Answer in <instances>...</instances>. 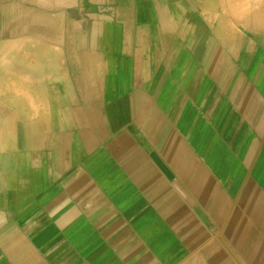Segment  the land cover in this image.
<instances>
[{"label":"crops","instance_id":"crops-1","mask_svg":"<svg viewBox=\"0 0 264 264\" xmlns=\"http://www.w3.org/2000/svg\"><path fill=\"white\" fill-rule=\"evenodd\" d=\"M15 110L0 264H264V0H0Z\"/></svg>","mask_w":264,"mask_h":264},{"label":"rangeland","instance_id":"rangeland-1","mask_svg":"<svg viewBox=\"0 0 264 264\" xmlns=\"http://www.w3.org/2000/svg\"><path fill=\"white\" fill-rule=\"evenodd\" d=\"M27 112L21 111H3V118H2V126H0V139L3 138V144L10 145L13 136H15L18 132L23 131V128L13 126L11 123L16 122L13 121L12 118L17 119L18 116L26 115Z\"/></svg>","mask_w":264,"mask_h":264},{"label":"bare ground","instance_id":"bare-ground-1","mask_svg":"<svg viewBox=\"0 0 264 264\" xmlns=\"http://www.w3.org/2000/svg\"><path fill=\"white\" fill-rule=\"evenodd\" d=\"M245 8V7H244Z\"/></svg>","mask_w":264,"mask_h":264}]
</instances>
